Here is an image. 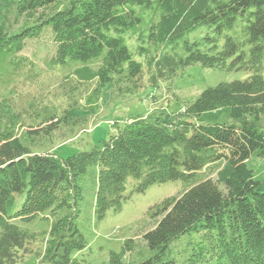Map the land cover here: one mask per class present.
<instances>
[{
    "label": "trees",
    "instance_id": "16d2710c",
    "mask_svg": "<svg viewBox=\"0 0 264 264\" xmlns=\"http://www.w3.org/2000/svg\"><path fill=\"white\" fill-rule=\"evenodd\" d=\"M17 11L36 20L14 35L1 27L0 52H21L27 37L50 26L51 63L100 59L96 96L108 87L121 97L133 95L144 73L156 88L192 65L248 77L205 88L175 113L113 124L108 140L66 159L31 148L38 137L49 139L60 125L57 117L18 137L0 129V264L30 258L85 264L74 254L86 245L76 220L89 167L97 169L93 209L102 220L131 194L189 182L218 162L215 182H200L152 208L159 220L143 235L147 255L137 264H264V175L255 178L248 164L252 155L264 156V0H20ZM199 27L204 31L191 36ZM125 38L134 39L141 61ZM220 109L228 110L230 124L201 122L203 113ZM46 212L52 219L46 232L14 222ZM105 264H126L123 253L110 252Z\"/></svg>",
    "mask_w": 264,
    "mask_h": 264
},
{
    "label": "rangeland",
    "instance_id": "374dc122",
    "mask_svg": "<svg viewBox=\"0 0 264 264\" xmlns=\"http://www.w3.org/2000/svg\"><path fill=\"white\" fill-rule=\"evenodd\" d=\"M19 1L0 0V28L9 35L31 27L36 20V17L26 20L18 14ZM200 30L204 31L199 27L190 35ZM24 43L22 51L17 54L0 52V129L18 137L25 130L40 131L44 121L57 117L60 125L49 139L38 137L37 144L31 148L52 152L61 159L108 140L114 131L113 124L121 126L138 118L152 121L160 112L175 113L205 88L243 81L248 77V73L242 71L227 72L192 65L179 71L170 83L160 82L156 88L148 85L144 73L141 88L133 95L121 97L108 87L96 96V71L100 59L87 63L67 60L63 65L51 63L55 43L50 26H44L38 36L27 37ZM124 43L133 59L141 61L135 51L134 39L125 38ZM200 119L203 124L231 123L227 109L205 112ZM248 164L255 178L264 175V156L252 155ZM221 167L222 162L209 164L189 182L172 181L150 186L143 193H133L118 212H107L102 220H96L93 209L97 169L89 167L80 181L83 194L76 220L86 245L74 257L85 264H105L110 252H122L126 264H137L147 255L143 235L159 220L152 218V208L165 199L180 197L200 182H215ZM133 183L128 181L126 194L131 191ZM219 189L223 190V187L219 185ZM48 215V212L38 215L28 223L14 222L23 229L46 232L52 221ZM45 217L48 219L43 220ZM185 241L186 237H183L177 243L181 246ZM22 264L37 263L30 258Z\"/></svg>",
    "mask_w": 264,
    "mask_h": 264
}]
</instances>
